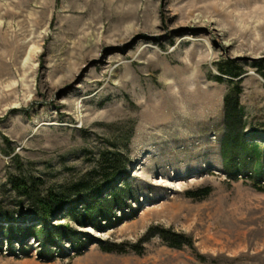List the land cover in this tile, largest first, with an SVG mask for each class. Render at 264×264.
Returning a JSON list of instances; mask_svg holds the SVG:
<instances>
[{
    "label": "rangeland",
    "instance_id": "rangeland-1",
    "mask_svg": "<svg viewBox=\"0 0 264 264\" xmlns=\"http://www.w3.org/2000/svg\"><path fill=\"white\" fill-rule=\"evenodd\" d=\"M263 59L264 0H0V264H264ZM225 61L241 69L245 138L262 153L238 178L221 153ZM108 153L127 163L114 183L100 171ZM18 176L42 195L121 188L122 203L81 226L67 213L90 198L73 194L45 223ZM204 187V199L187 195ZM44 224L49 245L30 230ZM156 225L195 248L159 236L143 254L99 245L138 243ZM20 228L23 239L6 237Z\"/></svg>",
    "mask_w": 264,
    "mask_h": 264
},
{
    "label": "trees",
    "instance_id": "trees-1",
    "mask_svg": "<svg viewBox=\"0 0 264 264\" xmlns=\"http://www.w3.org/2000/svg\"><path fill=\"white\" fill-rule=\"evenodd\" d=\"M259 72L264 77V59L258 63L257 66ZM222 75L229 76L233 78L230 80L232 88L225 98V137L223 138V143L221 145V153L224 159V166L227 168V171L234 178H238V172L244 167H246L249 162L258 164L262 153L259 149V145L255 142H250L245 138V124L243 108L240 104V96L242 94V89L240 87L239 81L234 80L241 76V69L236 66L233 61H225L221 64L220 70ZM223 76H218V81H223ZM120 153H108L103 154L101 159V170L104 173V179L107 183L116 181L117 177L121 175L122 169L126 167V162L121 160ZM122 161V162H121ZM264 177V168L260 169L257 173L258 178ZM262 180V179H261ZM12 184L18 194L28 200L30 203H33L35 210L40 218L47 223L50 218H52L59 208H62L65 203L69 204L70 207H74L77 203L76 200L71 198L73 194L83 195L90 198L84 206L83 210H71L67 214L70 217L72 222H76L81 226H84L85 223H90L95 227H100L102 221H107L110 218V212L115 206H120L122 203V189H118L110 195L108 198L98 200L96 198L97 194L100 192L99 185H93L90 183H81L78 184L72 191H63V192H54L50 191L46 195H42L41 192L37 189V184L35 182L28 181L23 178L14 177L12 179ZM259 191L264 192V186H257ZM212 192L211 187H204L198 190L188 191L187 195L190 198L201 200L210 195ZM89 195V196H88ZM55 230L56 233L60 235L70 236L72 230L69 226H60ZM34 232V236L44 244L49 245L51 239V233L53 230L44 224L40 228H31ZM29 230V232H31ZM70 234V235H69ZM8 239L12 240L13 238L23 239L26 235L25 231L20 228V230H11L10 233L6 234ZM59 235V234H58ZM159 236L162 238L170 247L175 249H182L185 246L195 248L194 241L191 237L183 233H177L172 229H167L161 226L152 227L148 233L143 236V238L138 243H127V244H118V243H108V242H99L101 249L109 253H127L133 251L137 254H143L145 250L144 244L148 242L152 237ZM76 237L70 236V238ZM54 243V242H51ZM78 247V246H75ZM78 251V250H77Z\"/></svg>",
    "mask_w": 264,
    "mask_h": 264
}]
</instances>
